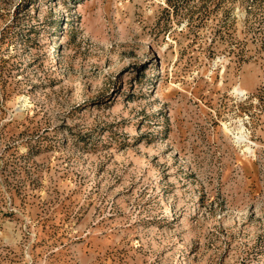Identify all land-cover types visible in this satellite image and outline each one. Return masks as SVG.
<instances>
[{
    "label": "rangeland",
    "instance_id": "374dc122",
    "mask_svg": "<svg viewBox=\"0 0 264 264\" xmlns=\"http://www.w3.org/2000/svg\"><path fill=\"white\" fill-rule=\"evenodd\" d=\"M0 264H264V0H0Z\"/></svg>",
    "mask_w": 264,
    "mask_h": 264
},
{
    "label": "bare ground",
    "instance_id": "6f19581e",
    "mask_svg": "<svg viewBox=\"0 0 264 264\" xmlns=\"http://www.w3.org/2000/svg\"><path fill=\"white\" fill-rule=\"evenodd\" d=\"M238 93H244V89H242V88H236L235 89ZM243 137V135H242V133H239V135L237 136V138H242Z\"/></svg>",
    "mask_w": 264,
    "mask_h": 264
}]
</instances>
